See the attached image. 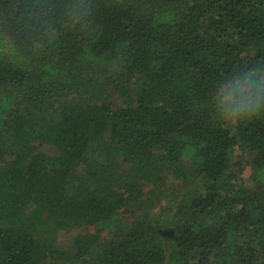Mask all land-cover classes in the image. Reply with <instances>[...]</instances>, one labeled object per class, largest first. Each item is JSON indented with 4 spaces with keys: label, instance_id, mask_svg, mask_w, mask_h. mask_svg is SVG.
<instances>
[{
    "label": "trees",
    "instance_id": "obj_1",
    "mask_svg": "<svg viewBox=\"0 0 264 264\" xmlns=\"http://www.w3.org/2000/svg\"><path fill=\"white\" fill-rule=\"evenodd\" d=\"M0 264H264V0H0Z\"/></svg>",
    "mask_w": 264,
    "mask_h": 264
},
{
    "label": "rangeland",
    "instance_id": "obj_2",
    "mask_svg": "<svg viewBox=\"0 0 264 264\" xmlns=\"http://www.w3.org/2000/svg\"><path fill=\"white\" fill-rule=\"evenodd\" d=\"M43 151L46 155H53L55 153L50 146L44 147ZM249 175H250V168H247L243 174V179L247 181V179L249 178ZM167 184L168 185L173 184V180L169 179ZM249 184L250 183L246 182L247 186ZM146 187L148 188L149 186H146ZM135 215L136 214L132 213V211H129L128 213H123L117 221L118 226L120 228L127 226V224H129L130 222L133 221ZM100 225L95 224V226H91V227H82L80 229L72 230L69 233L60 232L58 234L57 243L59 245H62V246H66V245L68 246L71 243L72 237H74L76 235L86 234V233L87 234H95L96 233V234H99L101 236V238L105 239L108 237L107 231L104 230Z\"/></svg>",
    "mask_w": 264,
    "mask_h": 264
}]
</instances>
